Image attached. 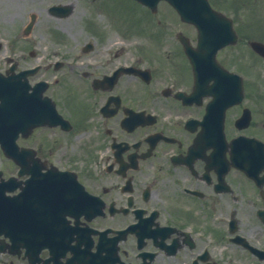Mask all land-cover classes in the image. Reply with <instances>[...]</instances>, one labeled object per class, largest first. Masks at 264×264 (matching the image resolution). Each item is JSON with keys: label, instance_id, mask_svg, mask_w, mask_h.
Instances as JSON below:
<instances>
[{"label": "flooded vegetation", "instance_id": "flooded-vegetation-1", "mask_svg": "<svg viewBox=\"0 0 264 264\" xmlns=\"http://www.w3.org/2000/svg\"><path fill=\"white\" fill-rule=\"evenodd\" d=\"M126 1L140 21L135 36L122 21L112 40L87 12L74 42L50 46L34 36L36 17L25 33L28 18L15 25L0 6V81L24 97L43 92L33 99L40 125L27 124L8 156L0 148L10 210L0 264H264V170L253 178L236 166L232 142L243 134L264 143V90L228 105L213 90L217 63L244 77L264 65L250 47L264 43V27L253 26L261 12L239 10L250 0H209L237 39L200 53L198 31L166 1ZM60 2L39 11L69 19L73 10L50 11ZM44 25L66 40V28ZM244 108L250 122L238 129ZM79 207L87 213L62 220Z\"/></svg>", "mask_w": 264, "mask_h": 264}, {"label": "rangeland", "instance_id": "rangeland-1", "mask_svg": "<svg viewBox=\"0 0 264 264\" xmlns=\"http://www.w3.org/2000/svg\"><path fill=\"white\" fill-rule=\"evenodd\" d=\"M1 1H3V3L0 4V6H5L6 8L4 16L11 17L13 22L15 21V25L25 22L28 18V13H34L36 16V24L33 28V32L36 33L34 34V36L35 38L39 39L41 43H45L48 46H50L51 44H59L62 42H74V34L83 26V19H81L80 17H86L87 12L92 11L91 4L98 1L101 2L100 4L107 10H110V12H112L118 20L124 21L125 30L128 35L135 36V34L138 33L139 30L138 24L140 23V21L137 16L134 17L128 12L131 3L126 0H65L73 5V14L69 19L64 20L48 18L43 11H39L40 7L46 2V0H0V2ZM253 7H255L256 10H261L262 14L264 15V0H252L251 9L247 8L246 10H252ZM100 13L101 16L94 12L93 14H88V16L91 15L102 27L108 29L111 32L110 34H108L110 35V38H112V40L119 39L120 36H117V33L119 32H117L116 28H114L115 25H112L111 23L113 20L109 18L108 14H105L103 12ZM0 18H2L1 15ZM68 21H70V23H68ZM47 22L54 28L55 25L56 27L61 26L63 28H66V30L61 32L65 36L66 40L62 39L61 36L57 34L50 33L47 30H43L45 26L44 24ZM120 24L122 26V23ZM8 28L10 27L8 26ZM14 29L18 30L17 26L14 27ZM85 37H87V34L85 35ZM132 52L133 50L131 51V49L127 51L129 56L134 53ZM252 73L255 77V80L252 82L253 85H256L261 90L264 89V65L258 63L255 64Z\"/></svg>", "mask_w": 264, "mask_h": 264}, {"label": "water", "instance_id": "water-1", "mask_svg": "<svg viewBox=\"0 0 264 264\" xmlns=\"http://www.w3.org/2000/svg\"><path fill=\"white\" fill-rule=\"evenodd\" d=\"M168 1L178 10L182 19L193 22L198 27L200 33H204L202 28L207 27V25L203 23L204 20L213 18L211 13L208 12L210 11V8L207 6L205 2H202L201 0H168ZM254 47L258 51H261L259 48V44L257 46V43H254ZM239 89L241 90L240 82H239ZM15 116L17 118L13 117L14 121L16 122V125L20 126L18 121H20L22 113H16ZM31 117L33 116L31 115ZM35 123L32 124L34 125Z\"/></svg>", "mask_w": 264, "mask_h": 264}]
</instances>
